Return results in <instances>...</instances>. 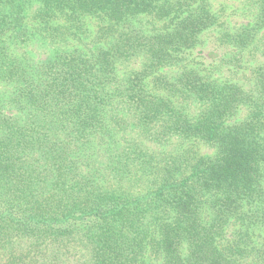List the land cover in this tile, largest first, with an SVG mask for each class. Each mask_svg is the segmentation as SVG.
Masks as SVG:
<instances>
[{
    "label": "trees",
    "instance_id": "16d2710c",
    "mask_svg": "<svg viewBox=\"0 0 264 264\" xmlns=\"http://www.w3.org/2000/svg\"><path fill=\"white\" fill-rule=\"evenodd\" d=\"M0 264H264V0H0Z\"/></svg>",
    "mask_w": 264,
    "mask_h": 264
},
{
    "label": "rangeland",
    "instance_id": "374dc122",
    "mask_svg": "<svg viewBox=\"0 0 264 264\" xmlns=\"http://www.w3.org/2000/svg\"><path fill=\"white\" fill-rule=\"evenodd\" d=\"M206 56H208V57H211V58H213V57H216V52L214 53V52H210V49L209 48H207L206 50H205V53H204Z\"/></svg>",
    "mask_w": 264,
    "mask_h": 264
}]
</instances>
